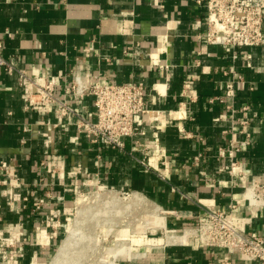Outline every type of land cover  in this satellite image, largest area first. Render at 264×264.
<instances>
[{
    "label": "crops",
    "instance_id": "0c3cea01",
    "mask_svg": "<svg viewBox=\"0 0 264 264\" xmlns=\"http://www.w3.org/2000/svg\"><path fill=\"white\" fill-rule=\"evenodd\" d=\"M204 4L0 0L4 55L34 77L58 79L57 94L85 117L96 120L93 98L65 96L75 76L87 85L142 82L148 107L163 112L158 122L145 120V148L130 138L124 149L94 145L72 122H60L54 111L28 108L17 74L0 67V163L13 170L8 178L0 168V178L9 181L0 185V238L17 245L16 250L7 248L8 264H46L60 241L74 196L98 184L149 198L164 211V226L177 230L175 236L159 231L145 238L143 246L134 244L136 248L123 255L128 264H223L227 258L230 264H255L181 234L209 208L249 217L247 233H264V46L250 49L251 68L244 60L236 65L245 77L236 117L249 119L246 129L252 134L251 144L237 155L247 170L243 183L224 169L229 160L217 157L219 147H229L233 136L243 141L245 135L231 133L240 126H234L226 105L209 103L223 93L227 81L217 71L232 62L227 49L198 39L205 31L197 27L206 18ZM158 59L168 63L169 70L162 71ZM196 60H201L200 66ZM154 85L161 86L162 96ZM247 103L251 109L243 114L240 109ZM143 159L153 168H146ZM246 187L257 197L254 206ZM182 236L184 242L178 240ZM1 258L0 252V264Z\"/></svg>",
    "mask_w": 264,
    "mask_h": 264
},
{
    "label": "built area",
    "instance_id": "2783aa9c",
    "mask_svg": "<svg viewBox=\"0 0 264 264\" xmlns=\"http://www.w3.org/2000/svg\"><path fill=\"white\" fill-rule=\"evenodd\" d=\"M204 5L206 18L204 23L198 21L197 27L203 28L204 26L205 31L198 35V39L205 44L227 49L232 62L231 67L217 71L226 77L227 81L223 93L211 97L209 103L218 102L226 105L232 114L234 126L235 124L240 126V130L232 128L231 133L235 135L237 130L240 131V134L245 135L243 141H238L233 136L229 147L221 146L217 149V157L218 159L227 158L229 163L224 169L232 177H238L244 183L247 170L237 155L243 146L251 144L252 134L246 129L250 124L249 119L236 117L239 112L236 108L238 93L245 86V77L238 71L236 65L240 60H244L245 65L251 68L253 54L250 49L264 46V0H205ZM158 63L162 71L169 70L170 65L162 59H158ZM200 65L201 60H196V66ZM0 67L8 74H17L22 97L28 108L54 111L60 122L63 120L72 122L77 132L87 137L94 145L124 149L125 139L130 138L136 145L145 148L146 145L141 141V138L147 136L145 120L148 119L152 122L161 120L163 112L148 107V90L142 82L117 84L97 81L87 85L80 76H75L72 85L66 89L65 96L70 95L80 101L93 98L97 117L92 121L57 94L58 79L34 77L26 69L18 67L4 55L1 42ZM158 86L160 85H154L153 90L162 96ZM196 99V97L193 98V100ZM250 109L251 107L247 103L240 111L246 114ZM181 131L189 137L193 136L184 132L182 128ZM154 137L155 141H158V135L155 134ZM201 157L202 155L195 157L194 161L199 162ZM141 163L148 169L153 168L150 160L143 159ZM0 168L5 170L10 178L11 171H13L11 166L2 161ZM8 183V179L0 178V185ZM25 200L27 201V198ZM248 200L249 204L254 206L257 197L254 195V203L253 200ZM35 205H39V203H35ZM235 207V204L231 205V209ZM250 221L249 217L209 208L204 211L203 217L188 234L199 239L206 247L225 251L228 256L238 254L246 262L264 264V233L261 235L248 234L247 224ZM7 248L16 250L17 245L11 239L1 237V264H8L6 260L10 251ZM223 264H230L229 259H225Z\"/></svg>",
    "mask_w": 264,
    "mask_h": 264
},
{
    "label": "rangeland",
    "instance_id": "374dc122",
    "mask_svg": "<svg viewBox=\"0 0 264 264\" xmlns=\"http://www.w3.org/2000/svg\"><path fill=\"white\" fill-rule=\"evenodd\" d=\"M132 194H133L132 192H128V191H116V190L107 189V188H104L103 186H101L100 184H98L97 186H93V187H87V188H84V189L78 191V193H76V195L74 196V199L72 202L73 203L72 207L70 208L69 214L67 215V220L65 222L64 228L62 229L60 241L53 248V253H52L49 261L46 264H50L53 261L61 243L63 242L64 238L66 237L67 227L70 225L71 222H73L74 217L78 214L79 207L76 205V201L81 196H83V198H87V200L89 199L88 201L85 199V202L83 205V209H85L84 210L85 212L83 214V220H85V222H86L83 226V231L85 232V234L91 235L92 237H96L98 234V231H96V230L105 228V229H111V235L109 236V239L107 241L105 238L99 237L97 239V237H96L95 241H97V245L94 244V248L97 249L96 252L91 254L88 257H84L83 259L81 258L80 261L77 262L76 264H90V263L91 264H105L101 261V258H108V257H109L108 259H114L115 260L113 262L114 264H128L125 261V260H127V257L126 256L124 257L123 255H126V252L128 250L133 251L136 248V246H134V244H136V243L141 244L142 243L140 246H143L145 244V241H146L145 238L146 239L152 238L153 235H156L159 231H162L164 233H168L169 236L170 235L175 236V233L177 230L176 229H174V230L169 229V225L165 226L164 229H163V227H161V228L157 227L155 229L153 228V229L147 230V228L145 227L147 219L150 221V224H152V222L157 221L156 218L151 217V215L156 213V212H154V209L156 207H158V210H159L158 211V214H159L158 217L160 216V218L162 217L163 219L165 217L164 211L154 201H152L146 197H144V198H146L145 200H146L147 204L142 205V206H136L135 205V206H131L130 208H125V207H127V204L129 202L128 199H129V197H131ZM113 196H115V197L113 198ZM123 197H126V199ZM113 199H115L117 201H114ZM119 200H121V201H119ZM107 201H109V202H107ZM110 201H112L111 204H110ZM107 204H109L110 206ZM113 204H115V205L117 204L116 207L115 206L112 207ZM105 206H106V208H105ZM107 206H109L110 208H108ZM100 209H101V212L99 211ZM105 209H106V211H104ZM114 209H116V211H114ZM118 210H121V211H118ZM160 210H162V211H160ZM107 211H109V212H107ZM110 211H112V214L110 213ZM99 212H100L101 216L98 215V216L94 217L96 215V213H99ZM107 213L108 214L110 213V214L108 215ZM96 219H98V220H96ZM107 220L110 222H105ZM97 221H99L98 222L99 224L97 223ZM105 223H107V224H105ZM102 226H105V227H102ZM195 226H196V224L191 225L189 228H185V229L183 228L181 234H184V233L188 234V232H190V230L192 228H194ZM111 227H114V228H111ZM165 230H166V232H165ZM95 233H96V236H95ZM188 235L192 237V235H190V234H188ZM118 241H123V243H125L124 249H123V252L119 256H116L115 258H113V256H111L112 255L111 249L116 247V244ZM171 242L173 243V240H171ZM75 257H76V255L74 254L72 258L74 259ZM72 264H75V263H72Z\"/></svg>",
    "mask_w": 264,
    "mask_h": 264
},
{
    "label": "bare ground",
    "instance_id": "6f19581e",
    "mask_svg": "<svg viewBox=\"0 0 264 264\" xmlns=\"http://www.w3.org/2000/svg\"><path fill=\"white\" fill-rule=\"evenodd\" d=\"M160 87L161 86H158L157 88L160 90ZM99 194V193H98ZM116 194V193H115ZM118 194V193H117ZM254 193H253V190L252 189H249L246 193V197L251 199V200H254ZM115 196H113L114 198ZM119 198V197H118ZM126 199V197H123ZM85 199L87 200V198H83V196L79 197L76 201V205L79 207L78 209V214L74 217V220L73 222L70 223V225L67 227V230H66V237L64 238L63 242L61 243L53 261L50 263V264H72V263H77L80 261V259L84 258V257H88L90 256L91 254L95 253L96 252V248H94V244L97 245V241L96 240V237L97 239L99 237L101 238H105L106 241L109 239V236L111 235V229H105V228H102V229H99V230H96L98 231V234L96 236V233H95V236L96 237H92L91 235H88V234H85V232L83 231V226L84 224L86 223L85 220H83V214H84V210L83 209V205H84V202H85ZM117 199V198H116ZM120 199V198H119ZM146 198H144V196H142L141 194H138V193H133L131 195V197H129V202L127 204V207L125 208H130L131 206H142V205H145L147 204ZM89 200V199H88ZM87 200V201H88ZM114 201H117L115 199H113ZM95 201V200H94ZM97 201V200H96ZM113 201V202H114ZM121 201V200H119ZM103 202V201H102ZM109 202V201H107ZM112 203V201H110V204ZM118 204V203H117ZM116 204V205H117ZM106 205V204H105ZM109 205V204H107ZM115 204H113L112 207H116ZM110 206V205H109ZM109 206H107L108 208H110ZM106 208V206H105ZM110 210V209H109ZM113 210V209H112ZM128 210V209H127ZM126 210V211H127ZM101 212V209L99 210ZM106 211V209L104 210ZM103 211V212H104ZM114 211H116V209H114ZM118 211H121V210H118ZM117 211V212H118ZM125 211V212H126ZM158 207H156L154 209V213L153 215H151L152 218H156L157 221L156 222H152V224H150V221L147 219L146 220V224H145V227L148 229H155L157 227H165V220L160 216L158 217ZM162 211V210H160ZM100 212L99 213H96V216L100 215ZM109 212V211H107ZM105 213V212H104ZM110 213L112 214V211H110ZM109 213V214H110ZM162 213V212H161ZM106 214V213H105ZM108 214V213H107ZM108 214V215H109ZM117 214V213H116ZM119 215V214H118ZM117 215V216H118ZM101 216V215H100ZM104 216V215H103ZM122 216V215H121ZM93 217V218H94ZM116 217V216H115ZM143 218V217H142ZM98 220V219H96ZM126 221V220H125ZM99 221H97L98 223ZM105 222H110V221H105ZM99 224V223H98ZM107 224V223H105ZM151 226V227H150ZM102 227H105V226H102ZM109 228V227H108ZM111 228H114V227H111ZM127 228V227H126ZM131 228V227H130ZM164 229V228H163ZM166 232V230H165ZM170 232V231H169ZM174 232V231H173ZM112 237V236H111ZM168 237V236H167ZM100 238V239H101ZM99 239V240H100ZM179 241H185V236H182L180 239L178 238ZM177 241V240H176ZM96 242V243H95ZM169 243V241H168ZM124 245L125 243H123V241H118L117 244H116V247L111 249V253L113 256V258H115L116 256H119L122 252H123V249H124ZM127 246V245H126ZM76 255V257L73 259V255ZM108 257V256H107ZM109 258V257H108ZM108 258H101V261L105 264H114L113 262L115 261L114 259H108ZM96 262V261H95ZM91 264V263H90Z\"/></svg>",
    "mask_w": 264,
    "mask_h": 264
}]
</instances>
